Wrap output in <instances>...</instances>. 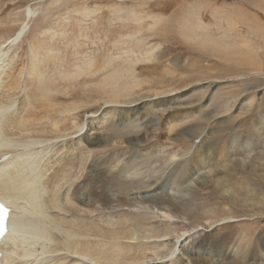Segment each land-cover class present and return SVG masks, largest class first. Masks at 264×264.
Instances as JSON below:
<instances>
[{
	"label": "rangeland",
	"instance_id": "rangeland-1",
	"mask_svg": "<svg viewBox=\"0 0 264 264\" xmlns=\"http://www.w3.org/2000/svg\"><path fill=\"white\" fill-rule=\"evenodd\" d=\"M2 9V39L23 29L7 55L51 48L46 74L78 106L81 130L63 147L91 135L95 118L101 177L78 195L96 182L112 198L97 203L101 219L127 218L117 222L128 229L120 264H264V0H1ZM109 100L127 106L128 124L98 123ZM102 171L131 184H104ZM41 243L29 247L33 264ZM50 245L66 262L94 263Z\"/></svg>",
	"mask_w": 264,
	"mask_h": 264
},
{
	"label": "bare ground",
	"instance_id": "bare-ground-1",
	"mask_svg": "<svg viewBox=\"0 0 264 264\" xmlns=\"http://www.w3.org/2000/svg\"><path fill=\"white\" fill-rule=\"evenodd\" d=\"M4 14L5 11L2 9L0 21ZM22 32L21 28L14 39L0 37V155L10 154L8 159L0 162V201L12 207L8 232L0 242L2 251L0 264H33L35 259L32 257L29 247L34 243L37 245L38 240L46 242L45 244L41 243V247H43L41 253L36 251L39 258L42 259L40 264H73L72 260L66 262L67 259L62 255L55 256V251L51 249L50 243L60 244L64 249L74 254H83V258L92 256L93 264H120L121 247L117 240L126 237L125 230H128L124 228L123 231V228H120L119 224L117 225L118 220L122 217H117L116 220H111L109 217L101 219L97 203L99 201L107 202L109 197L103 190H99L96 182L95 185L87 189L86 198L78 195L79 188L82 187L81 182L88 184L92 180L95 181L97 177H101L98 174L100 171L96 169V162L101 159L98 157L99 160L96 161L95 158V148H97L100 139L98 130L96 131V126L93 125L95 118H92V123L88 124L94 132L90 133L91 135L77 136V139L72 142L76 144L74 146L67 143L72 145L67 147L68 145L64 142V147H66L64 155L56 158L57 153L62 152L64 148L60 143L62 138L80 131L82 120L77 121V117L80 115L76 113L78 107L74 106L76 103L71 105L67 101L69 106H66L67 102L63 101L62 94L46 74L45 69L49 67V60L52 56L49 54L51 48L37 51L35 43V46L29 44V54H27V49L19 45L17 56L15 54L7 55V50L12 47V43ZM243 47H247V45ZM6 59H8L7 64ZM3 62H5V66L2 64ZM63 78H67V75H63ZM53 88L57 90V93L53 91ZM107 102L115 104L112 105L115 108H108L110 110L101 115L98 123H105L104 125L108 124L106 122L118 125L128 124L126 121L132 117L129 118V115L125 113L124 107L127 106L121 104L120 101L109 100ZM16 103L18 107L14 109L13 106ZM133 107V109H129L128 113L135 117L141 111L142 105ZM91 113L93 112L91 111ZM20 135L22 138H19ZM130 139L132 140L131 137ZM107 142L109 145V140ZM52 150L53 154L48 157ZM90 155H92L91 158H89ZM105 158H102V161L106 160ZM42 161H44L43 164H41ZM40 168L44 170L40 172L42 183L36 185L35 178ZM109 173H103L102 183L108 184L112 179L111 181L118 183L120 187L131 184L132 180L126 178L129 177L127 173L120 179L121 183L118 182L119 177ZM140 181L139 179L138 182ZM104 184L101 186H105ZM38 187L42 188L40 192H38ZM218 188L220 187L218 186ZM126 199L127 197H119L117 200L128 202ZM48 213L53 214L49 216ZM120 215L122 216V214ZM123 219V221H127L126 217ZM83 236H87L86 238L89 240L80 239ZM76 239L80 242L78 243ZM5 244L8 249L7 255L1 249ZM10 245L12 249L9 247ZM200 248L203 250L201 254L205 253L209 256L207 250L210 249L206 244L201 245ZM226 250L227 248L215 251L225 254ZM189 253L193 258L196 253L199 255L200 252H192L189 249L187 254ZM47 257L50 258L47 259Z\"/></svg>",
	"mask_w": 264,
	"mask_h": 264
}]
</instances>
